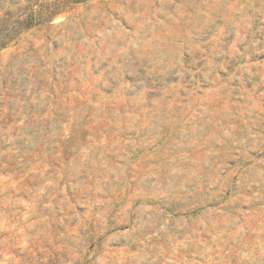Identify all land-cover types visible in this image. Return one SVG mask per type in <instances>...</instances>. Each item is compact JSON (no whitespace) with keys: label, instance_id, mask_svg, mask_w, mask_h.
<instances>
[{"label":"rangeland","instance_id":"rangeland-1","mask_svg":"<svg viewBox=\"0 0 264 264\" xmlns=\"http://www.w3.org/2000/svg\"><path fill=\"white\" fill-rule=\"evenodd\" d=\"M0 0V264H264V0Z\"/></svg>","mask_w":264,"mask_h":264},{"label":"trees","instance_id":"trees-1","mask_svg":"<svg viewBox=\"0 0 264 264\" xmlns=\"http://www.w3.org/2000/svg\"><path fill=\"white\" fill-rule=\"evenodd\" d=\"M65 1L66 0H56L53 4L52 7L42 10H34L31 11L30 14L23 19L21 22L24 27H28L32 24H42L45 20L60 14V12L65 8Z\"/></svg>","mask_w":264,"mask_h":264}]
</instances>
